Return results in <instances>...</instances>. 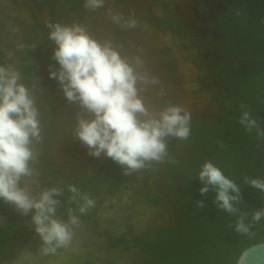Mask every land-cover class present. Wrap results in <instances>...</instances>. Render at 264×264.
<instances>
[{"label": "flooded vegetation", "instance_id": "1", "mask_svg": "<svg viewBox=\"0 0 264 264\" xmlns=\"http://www.w3.org/2000/svg\"><path fill=\"white\" fill-rule=\"evenodd\" d=\"M263 1L165 0L150 4L144 11V21L162 39L166 55L176 52L194 65V79L182 84L189 87L192 95L199 96V105L215 115L212 120L189 122L186 139L168 137L167 154L160 161L147 162L145 167L125 174L123 166L101 153L98 157H104V161L98 171L77 183L68 168L72 164L55 158L54 142L60 133L59 122L77 125L78 115L89 118V114L78 103L69 101L58 82L50 78V70L57 66L53 59V42L26 34L23 62L19 65L25 85L27 78L21 66L33 68L30 86L42 69L45 73L42 79L45 89L42 96L36 98L42 131L41 141L36 143L38 159L33 166L39 188L60 186L64 189L57 210V217L62 220L67 219V209L75 207L68 202L71 195L67 191L68 184L77 185L95 201L94 207L80 216L70 240L72 244L77 242L84 248L103 253L98 255L93 251L92 260L87 259L84 264H170L168 253L176 247L190 223V170L200 160L212 156L209 143L218 133V124L230 116L240 117L242 113L240 100L244 91L240 84L242 76L238 73L240 60L234 49L238 40L236 14L244 9L252 14ZM66 11L64 8L56 22L69 24L74 11L65 20ZM144 94L150 98L153 93L144 90ZM165 101L181 106L177 99L166 96L149 107L159 108ZM58 105L66 112L59 115ZM197 106L194 102L193 107ZM60 165L61 170H58ZM3 216L2 224L11 217H15L17 224L9 237L7 255L2 258L5 259L14 257L37 234L20 238L25 230L34 228L31 213L24 216L9 210Z\"/></svg>", "mask_w": 264, "mask_h": 264}, {"label": "clouds", "instance_id": "2", "mask_svg": "<svg viewBox=\"0 0 264 264\" xmlns=\"http://www.w3.org/2000/svg\"><path fill=\"white\" fill-rule=\"evenodd\" d=\"M84 7H104L105 0H83ZM110 18L122 27H135L137 20L108 9ZM48 38L53 42L56 67L49 76L55 79L65 97L79 104L89 118L77 117L76 136L91 155L101 153L123 166L125 174L160 161L167 154V138L186 139L190 132V114L177 103L165 101L159 108L149 107L140 95L147 83H155L143 69L139 57L126 58L111 40L98 41L79 23H49ZM239 122L251 131L258 128L256 118L242 111ZM42 124L36 98L22 82L20 73L10 65H0V201L11 204L28 216L40 236L45 251L66 246L80 216L94 207L95 201L75 184L67 219L57 218L60 186H44L33 191L38 159L35 143L41 141ZM197 178L200 192L212 190L214 203L236 215L234 230L250 233L251 224L264 218V208L255 210L251 220L237 207L240 187L211 160L204 161ZM252 187L264 192V179L245 178Z\"/></svg>", "mask_w": 264, "mask_h": 264}, {"label": "water", "instance_id": "3", "mask_svg": "<svg viewBox=\"0 0 264 264\" xmlns=\"http://www.w3.org/2000/svg\"><path fill=\"white\" fill-rule=\"evenodd\" d=\"M163 1L165 0H105L104 7L95 10L88 9L82 4L70 16L69 24L79 23L98 41L111 40L122 56L139 57L142 60L143 69L149 78H155L156 81L144 84L140 92L147 106L155 105L167 96L180 102L182 108L190 114L189 122L212 120L214 112H208L206 107L199 105L201 104L199 96L192 95L189 87L182 84V81L194 79L196 72L194 65L185 61L176 52L166 55L163 52L162 39L143 19L144 11L150 4ZM108 9L122 14L125 18L129 15L134 16L137 20L136 26L128 28L115 23L110 18ZM174 66L177 70L173 69ZM144 90L151 91L152 97L146 98ZM194 102H197L199 107L194 108ZM192 109L195 110L194 113L190 112ZM65 112L66 110L58 105V114ZM59 125L60 133L54 142V155L58 161L64 159L65 163L72 164L68 168L73 172L77 183L96 173L104 157L91 155L87 146L76 136L77 125L60 122ZM61 167L58 166V170H61ZM33 233H36L34 228L27 229L20 238L26 239ZM45 248L37 234L32 236V241L25 244L14 257L2 259L0 264H84L87 259L92 260L93 251L98 255L103 254L100 250L84 248L77 242L56 247L54 251H45ZM235 264H264V242L244 249Z\"/></svg>", "mask_w": 264, "mask_h": 264}, {"label": "trees", "instance_id": "4", "mask_svg": "<svg viewBox=\"0 0 264 264\" xmlns=\"http://www.w3.org/2000/svg\"><path fill=\"white\" fill-rule=\"evenodd\" d=\"M64 1L67 9L64 15L66 20L83 0ZM246 12L245 16H253L250 12ZM242 23L247 25L245 20ZM261 27L262 29L255 36L251 34V40L257 42L254 43L255 50L264 49V27ZM239 38L237 39L239 40ZM251 51L253 50L251 49ZM4 58L5 55L0 49V65H5ZM237 58L240 61L247 60L258 64V68L251 74L255 75L254 87H245L240 102L241 111H249L251 116L256 118L259 131L264 133V123L261 125V120L264 117V54L254 51L253 55H237ZM32 69V67L21 66V71L27 78V87H30L31 84ZM246 78L241 77V80H246ZM239 118L238 116H230L221 124H218V133L214 135L215 137L209 143L212 156L200 160L199 164L190 170L192 177L188 192L190 223L186 231L179 237L176 247L168 253L170 264H235L244 249L264 242V218L251 224L250 233L236 232L234 230L236 215L227 213L217 207L214 203L215 193L212 190L202 194L200 192L202 185L197 178L200 165L204 161L211 160L214 162L215 157L222 152L231 154L237 150L239 152L237 159L231 165L222 159L218 160V164L214 163L224 171L225 175L232 178L239 185L240 201L237 207L241 212L247 214L246 222L251 220L253 211L264 208V192L259 189L255 191L257 196L252 201L246 200L244 196V190L249 186L245 178H248V175L255 169L256 159L258 162L256 144L258 141H264V135L258 134L256 128L251 131L247 130L239 122ZM259 167L264 176V156ZM9 205L0 201V214L7 215ZM16 228L15 217L9 218L4 224L0 225V260L7 255L9 237Z\"/></svg>", "mask_w": 264, "mask_h": 264}, {"label": "rangeland", "instance_id": "5", "mask_svg": "<svg viewBox=\"0 0 264 264\" xmlns=\"http://www.w3.org/2000/svg\"><path fill=\"white\" fill-rule=\"evenodd\" d=\"M64 8V0H0V49L5 55V65H10L20 73L19 65L23 62L22 57L25 52L24 40L26 34L38 36L41 41H50V39L48 38V24L58 21ZM246 11L247 9H244V11L240 10L236 14L238 18L234 20L236 35L240 37L239 40L235 42L234 49L237 55H253L254 51L264 54V49L255 50L256 48L254 46V43L257 42L251 40V34L255 36L256 33H258L260 29H262L261 26L264 27V1L261 6H256L255 12L252 13V17L245 16V13H247ZM243 20H245L247 25H245V23H242ZM238 25L241 26L239 27ZM250 48L253 51H251ZM257 68L258 64L254 62H250L247 60L240 61L238 73L242 77H247L246 80L242 79L240 83L243 90L245 89V87H254L253 80L255 78V75L251 74ZM20 75L22 82L24 83V78L21 73ZM44 75L45 73L42 69L39 75H36L34 77L32 85L28 87L35 98L42 96V93L45 89L42 80ZM249 75L250 77L248 78ZM263 123L264 117L261 120V125H263ZM34 146L35 148H37L36 143ZM256 151L258 162L256 159V167L251 172V174L248 175V178L258 177L264 179V176L261 173V169L259 167V164L261 163V160L264 156V141H258V143L256 144ZM238 153L239 152L237 150L235 151V153L233 152L231 154L222 152L221 154H219V156L217 155L215 157L214 162L218 164V160L222 159L226 160V162L231 165L232 162L237 159ZM37 178L38 177L36 171V184L29 185L34 192L39 190V182ZM257 190V188H254L249 184L248 188L244 190V196L246 200L252 201L253 198L257 196V194L255 193V191ZM9 210L19 212L11 204L9 205ZM4 219L5 216L0 214V225L4 222Z\"/></svg>", "mask_w": 264, "mask_h": 264}, {"label": "bare ground", "instance_id": "6", "mask_svg": "<svg viewBox=\"0 0 264 264\" xmlns=\"http://www.w3.org/2000/svg\"><path fill=\"white\" fill-rule=\"evenodd\" d=\"M197 107H199V105Z\"/></svg>", "mask_w": 264, "mask_h": 264}]
</instances>
